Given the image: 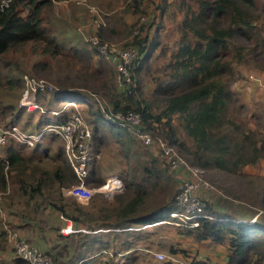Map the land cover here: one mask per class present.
Masks as SVG:
<instances>
[{
    "label": "trees",
    "instance_id": "16d2710c",
    "mask_svg": "<svg viewBox=\"0 0 264 264\" xmlns=\"http://www.w3.org/2000/svg\"><path fill=\"white\" fill-rule=\"evenodd\" d=\"M54 1L10 0L0 7V87L15 89L16 86L23 91L24 81L18 74L22 69L10 63H22L24 58L14 57L17 52L31 53L28 59H33L29 67L33 72L30 74L57 85V89L38 92V101L43 102L51 94L52 99L47 103L49 107L56 100L87 106V120L94 134L87 182L102 185L106 181L97 157L109 142L130 164L137 156L139 168L137 176L121 177L125 182L123 192L113 198L96 192L88 204H82L72 197L60 195L61 186L78 180L64 143L51 153L60 135L47 132L31 149L12 139L0 147L3 153L0 155V190L10 183L29 198L43 197L48 206L70 218L78 230L70 235L79 236L78 248L85 249H77L75 257L71 256L66 262L60 256L72 245L56 244V247L45 250L52 255L55 264H71L76 259H81L80 264H90L85 256L98 244L99 248L111 247L115 254L128 250L134 246V240L130 236L122 237L124 233L117 229L162 220L177 208L175 196L180 179L176 173L161 153L153 150L155 147L141 144L145 149L138 151L136 144L141 142L133 137L127 126L113 118L114 111L131 109L141 114L146 128L176 146L190 164L216 172L218 176H215L226 181L247 179L249 192L245 191V199L251 208L246 206V210H242L241 205L220 198L216 202L219 207L213 208L210 203L206 208L209 214L216 216L215 219L202 218L195 227L178 228L180 233L192 236L195 241L211 240L225 244L229 264H262L264 177L247 174L246 178L243 169L264 160V132L256 114L251 115L256 118V125L246 119L245 105L239 102L238 93L231 88L241 75L237 64L250 65V60H256L259 64L255 68L264 71V9L260 8L258 0H174L183 15L178 25L176 49L160 70L162 75L156 78L155 87L148 95L144 93L143 76L150 73L151 61L161 45L159 29L150 36V24L145 32L147 22L141 24V32L131 43L140 46L142 56L138 59L133 82L119 89L114 79V67L98 55L96 46L88 42L85 46L67 45L57 39L53 29L58 18L53 10ZM163 1L162 11H165L169 1ZM141 3L142 0H132L130 4L140 11ZM135 24L132 28L136 27ZM103 29L102 26L99 29L100 36H105ZM257 46L263 50L261 59H254ZM8 54L11 59H7ZM91 92L99 93L109 104L103 107ZM64 105H61L60 115L52 114L51 110L38 111L43 117H39L36 124L29 125L21 123L20 119L25 111H34L14 103H0V121L38 130L52 121H64L70 112L78 109L72 104L63 108ZM46 160L52 164V171L40 167ZM135 168L132 166V170ZM56 187L55 195L49 194ZM224 203L227 209H224ZM253 217L251 222L237 221ZM105 228L112 229V239H105L103 233L88 232ZM61 237L66 236L61 234ZM171 251L183 252L184 249L172 247ZM15 259L17 264H28L24 259ZM122 264H139L138 257L130 253ZM190 264L211 263L194 259Z\"/></svg>",
    "mask_w": 264,
    "mask_h": 264
},
{
    "label": "rangeland",
    "instance_id": "374dc122",
    "mask_svg": "<svg viewBox=\"0 0 264 264\" xmlns=\"http://www.w3.org/2000/svg\"><path fill=\"white\" fill-rule=\"evenodd\" d=\"M132 0H55L53 10H59V15L53 23V29L56 33L57 39L60 41H64L67 45H80L85 46L87 43L86 37H89L94 34H99L100 27H104L103 31L105 30V36L102 34L104 40L108 41H119L126 45L130 44L134 39V30L137 27V24L140 23V18H146V24H144V32L147 30L148 25L150 24V36L154 34L156 29H159V40L161 42L160 47L155 51L154 57L151 61V71L148 75L143 76V89L144 93L148 95L152 92L155 87L156 78L159 77L160 70H163L164 65L168 63L171 53L176 49L177 40L179 37V28L178 25L182 20V13L176 7V3L174 0L169 1V7L162 11V5L164 4L163 0H142L140 11H136V8L132 6ZM260 4V8L264 9V0H258ZM57 7V8H55ZM52 10V11H53ZM69 12V13H67ZM136 22V27L132 28V25ZM143 27V26H142ZM141 28V26H140ZM141 32V31H140ZM28 55H26V54ZM29 52H17L15 53V58L23 59L22 63H10V65L17 66L18 68L22 69V72L18 73L23 76L25 73H30L32 70L29 68L31 66L33 59L29 58ZM26 55V56H25ZM263 55V50L260 46L255 48L254 52V59L259 58L261 59ZM11 54H8L7 59H11ZM2 60V59H1ZM4 60H6L4 58ZM9 62L10 60H6ZM112 66V64L109 62ZM258 61L250 60V65L247 64H237L236 68L240 71L239 78L237 77L236 80L242 79L249 73H255L258 76V80L253 83V89L251 90H239L235 85V81L232 83L231 88L236 93H238L239 102L245 105L243 112L247 113L244 114L246 119H249L250 123L256 125L254 117H251L252 114H256V117H260V125L259 127L263 130V114H262V104L260 103L262 96L264 94V71H259L255 67L258 65ZM28 66V68H27ZM153 71V72H152ZM33 72V71H32ZM41 77V76H39ZM23 84V82H22ZM22 86V85H21ZM238 89V90H237ZM22 89L17 88H6L1 86L0 87V103L7 104V103H14L17 106H20V99L22 96ZM51 94L43 102H40L46 109L50 110H57L60 109L65 104V100L63 101H52L55 102L54 104L49 107L47 103L51 100ZM48 107V108H47ZM82 108V107H81ZM80 109V108H78ZM81 110V109H80ZM84 110L81 112L86 116L89 120V116H87V107L84 106ZM41 116L40 112L34 111L29 113L25 111L23 116L20 119L21 123H29L33 120V118L38 119ZM29 119V120H27ZM254 121V122H252ZM23 125V124H22ZM64 140L58 137L53 144V147L57 149L59 146H62ZM142 143L136 144V149L138 151H143L145 148L141 145ZM153 150L158 151L157 148H153ZM3 153L0 151V155ZM163 157V156H162ZM165 160V159H164ZM138 157L132 159V164L128 162L122 155L119 149L114 148V146L109 142L104 148L101 154L97 157V163L100 165L101 173L105 180L110 176H137L139 174L138 164ZM95 163V161L93 162ZM132 166L136 167L135 170H132ZM41 168H46L52 171V164L49 160L42 162L40 165ZM104 169V171H103ZM250 175H255L257 177H264V160L261 159L257 164L247 165L243 169V175L246 177ZM218 173L216 172H208L204 171L203 177L209 181L214 188H216V193L209 194V202L208 204H212L213 208H217L216 202L220 198H224L228 200L230 203L234 205H241L240 208L242 210H246V206L251 208V205H246L245 199V191L247 190V179L244 178H234L232 180H227L225 178H218ZM247 178V177H246ZM90 187L96 188L100 185H96L93 183H88ZM4 194L1 196L0 199V208L2 209L3 216L6 218V221H3L0 217V264H17L15 263V257L13 254L12 246L7 239V234L4 229V223L8 224V227L16 231L22 237V231L18 229V221H21V208H20V191H17L14 186L10 183L7 189H3ZM17 191V192H15ZM57 191V187L54 190H50V193H54ZM61 193V188H60ZM217 191H221L219 194ZM61 196H64L62 193ZM223 196H227L223 197ZM72 197V196H66ZM176 197V196H175ZM43 198V197H42ZM77 200L75 197H72ZM45 199H47V195H45ZM44 199H42L43 201ZM223 200V199H222ZM221 200V203H222ZM81 203L79 200H77ZM48 201L46 200V204ZM83 204V203H82ZM36 205V204H35ZM224 209H227V205L224 203ZM48 209V208H46ZM32 210V209H31ZM30 210V211H31ZM29 211V213H30ZM233 212V210H229ZM48 212V211H46ZM264 213V212H262ZM256 216V215H255ZM50 217L53 215L48 214L46 216L44 226L46 235L44 238L46 241H49L50 244L56 247V243H68L74 247L76 245L75 240L80 238L79 236L70 235L72 232H65L67 228V221L65 223L50 220ZM70 219V218H69ZM63 221L62 219H60ZM59 231H56L53 226H58ZM69 225H73V222L70 221ZM74 228V227H73ZM153 228V227H152ZM149 228L147 230H151ZM75 229V228H74ZM178 227L175 225H163L162 227L154 228L156 234L150 235L145 239L146 230H142L140 234V238H137V233H134L133 230L124 233L122 237L130 236L131 239L134 240V246L131 248H138L137 245L142 246L145 242L151 245L154 252L159 251L164 253L165 257L163 259L157 258L155 255L148 254L143 252L142 254L140 251L136 252L138 255V261H142V264H157L162 263L165 261H171L173 264H186V261H192V259H201L205 257L203 255L208 256L212 249L215 248L216 252H223L224 244H219L214 241H206V242H196L193 237L190 235H185L179 232ZM108 231V230H107ZM65 235L66 237H61ZM103 237L105 239H112L113 234L112 232H103ZM26 238V237H25ZM28 241H31L29 238H26ZM198 245V247H196ZM100 246V244L96 245V249ZM172 247L175 249H184V251L180 254H176L177 252H172ZM85 248H81L80 251H83ZM219 249V250H218ZM45 250V249H43ZM128 251V250H127ZM87 254V253H86ZM183 256H182V255ZM120 255L126 257L125 250L120 252ZM123 257L118 258H110V259H100L92 264H112L121 262ZM199 257V258H198ZM201 257V258H200ZM175 260H174V259ZM67 262V261H66ZM220 263V264H224ZM73 264V262L71 263ZM219 264V263H217Z\"/></svg>",
    "mask_w": 264,
    "mask_h": 264
},
{
    "label": "built area",
    "instance_id": "2783aa9c",
    "mask_svg": "<svg viewBox=\"0 0 264 264\" xmlns=\"http://www.w3.org/2000/svg\"><path fill=\"white\" fill-rule=\"evenodd\" d=\"M8 1L10 0H1L0 7L5 6ZM145 20V17L140 18V23L137 24L134 34L139 33L140 26ZM86 40L92 46H96L99 50L98 55L103 56L105 60L112 64L115 70L114 79L119 87L125 88L133 82V75L139 62L138 59L142 56L138 44L130 43L126 45L119 41L104 40L99 34L86 37ZM22 79L24 87L20 106L25 107L29 111L48 112V109L38 101L37 94L40 91L57 89V85L44 77H37L30 73H25ZM257 80L258 76L252 72L246 75L245 78L236 80L234 85L239 90H251L253 89V83ZM91 94L103 107L109 104L99 93L91 92ZM73 103L68 102L63 108ZM61 111V109L51 110V113L60 115ZM112 114L113 118L118 120L120 124L127 126L133 137L143 145L157 148L170 169L180 179L175 197L177 208L161 221L175 225L176 227H195L199 225L202 218L215 219L216 216L206 211L209 194L216 191V188L203 177L206 170L190 164L188 159L180 153L176 146L162 135L146 128L139 112L132 109L126 112L117 110ZM47 132H54L64 140L65 152L78 179L75 183L61 186V193L64 197L72 196L81 203L88 204L96 192L103 193L107 198H113L115 194L125 190L124 180L116 175L108 177L99 187L93 188L89 186L87 178L89 176V162L93 157L94 134L91 124L79 109L70 112L64 121H52L41 126L38 130H29L17 123L5 124L3 121H0V147L9 143L11 139L25 146L34 147ZM7 188L8 184L4 189ZM4 193V190L1 189L0 199ZM3 213L0 208V217L3 221H6ZM65 219L67 221L65 232L77 230L73 228V225H69V222L72 221L71 219ZM253 220L254 218L250 220L237 219L239 222H251ZM132 228L135 227H130V229ZM4 229L11 242L14 257L24 259L28 264H55L50 253L22 237L8 227L6 222L4 223ZM127 252L125 251V253ZM119 254L120 252L115 254V251L111 247H101L90 254L89 257H104L101 259H109L115 258ZM154 255L159 259L165 257L164 253L159 251L154 252ZM224 264L229 263L226 261Z\"/></svg>",
    "mask_w": 264,
    "mask_h": 264
},
{
    "label": "crops",
    "instance_id": "0c3cea01",
    "mask_svg": "<svg viewBox=\"0 0 264 264\" xmlns=\"http://www.w3.org/2000/svg\"><path fill=\"white\" fill-rule=\"evenodd\" d=\"M55 8H57V7H55ZM54 12L56 13L57 16L59 15V10L55 9ZM67 13H69V12H67ZM116 86H118V85L116 84ZM118 88L121 89V87H119V86H118ZM260 103L262 104V107H263L262 108V114H263L262 115L263 116V118H262L263 119V130L262 131L264 132V94L262 96V99H261ZM72 105L77 107V108H80L83 111H84V106H86L84 103H76V102H74ZM36 123H37V119L33 118V120L31 122H29L28 124L29 125H34ZM31 148L32 147H28V149H31ZM55 152H56L55 148L52 146L51 153L53 154ZM15 192H17V191H15ZM217 192L219 193V191H217ZM212 193H216V192H212ZM219 194H221V193H219ZM18 195H20V197H18V198H20V208H21L20 214H21V218H23V219H21V221H18V224H17L18 229H20L22 231L21 233L24 236V238L26 237V238H29L31 241H34L35 242L34 244H36L40 248L45 249V250L51 249L52 245H55V244H50V242L46 241V239L44 238L45 236H47L46 235V231H45V226L43 225L44 222H45L46 216L48 214L53 215V217H50V220L57 221V222H59V224L61 222L65 223L64 222V221H66L65 216L62 213H60L59 211H57L55 209H52L50 206H48V204H46L45 200L42 201V199H43L42 197H39L38 199H35V198H29L28 196H25L22 193H18ZM46 208H48V209H46ZM29 211H30V213H29ZM46 211H48V212H46ZM60 219H62L63 221H61ZM241 219H244V218H241ZM244 220H246V219H244ZM163 225H170V224L162 222L161 220H159V221H155V222H152V223H149V224H145V225L130 226V227H135V228H132V229H130V227H126V228H121V229H117V230L119 231V233H126L128 231L133 230V232L137 233V238L138 239L140 238L141 231L142 230H146L145 231L146 232L145 239L147 241L148 236H150L152 234L153 235L156 234L154 228L162 227ZM59 227H60V225H58L57 227L53 226V228L56 231H59ZM149 228H152V229L151 230H147ZM110 230H112V229L111 228H105V229H97V230H94V231H88V230H86V231H88L89 233H94L95 234V233L111 232ZM7 239H8V237H7ZM79 239L80 238L75 240L77 242H76V245L74 247L70 246L69 248H66L64 250V253L60 256L61 259H63L64 261H67L71 256H73V258L75 257L74 255H75V253H77L76 250L78 249V251H80V249L78 248V243L81 240H79ZM206 241H210L211 242V240H204V241H200V242L202 243V242H206ZM196 242H198V241H196ZM217 243L223 244V243H220V242H217ZM10 244H11V242H10ZM56 244L58 245V244H61V243H56ZM137 247L138 248H136V249H134V248L128 249V252L125 253V254L128 255L130 253H133L135 256L138 257L136 252L140 251L141 254L143 252H146L148 254L154 255V251H153L151 245L147 244V242H145L144 245H142V246L137 245ZM196 247H198V245H196ZM224 247L225 248H224L222 253L221 252H216V250L214 248V249H212L210 251L212 253H210L208 256L203 255L205 257H202V258L200 257V258L203 259V260L209 261L211 264H217V263L220 264V263L226 262L227 258H228V249H227L226 245ZM98 249H100V248L98 247L93 252L97 251ZM125 251H127V250H125ZM93 252H91V253H93ZM78 253H81V252H78ZM91 253H88L85 256V260H87L90 264H92L93 262H95L97 260H100L101 258H104V257H99V258L98 257H93V258L89 257V255ZM180 253L181 252L178 251L176 254L178 255ZM119 256L123 257V256H121L119 254V255L116 256V258H118ZM123 261H124V257L122 258V261L121 262H117V264H122ZM192 261H193V259H192ZM192 261H188V262L186 261V264H190ZM141 262L142 261H139V264H142ZM78 263L79 264L81 263V259H76L73 262V264H78ZM262 264H264V261L262 262Z\"/></svg>",
    "mask_w": 264,
    "mask_h": 264
},
{
    "label": "clouds",
    "instance_id": "9594fccd",
    "mask_svg": "<svg viewBox=\"0 0 264 264\" xmlns=\"http://www.w3.org/2000/svg\"><path fill=\"white\" fill-rule=\"evenodd\" d=\"M77 231H78V230H77ZM41 249H42V248H41ZM116 256H117V255H116ZM115 258H116V257H115ZM115 258H114V259H115ZM109 259H110V258H109Z\"/></svg>",
    "mask_w": 264,
    "mask_h": 264
}]
</instances>
